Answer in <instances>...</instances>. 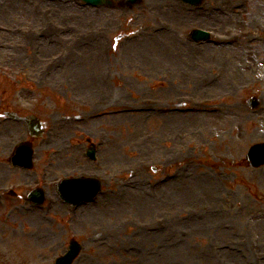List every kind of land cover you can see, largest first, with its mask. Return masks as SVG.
<instances>
[{
	"label": "rangeland",
	"instance_id": "obj_1",
	"mask_svg": "<svg viewBox=\"0 0 264 264\" xmlns=\"http://www.w3.org/2000/svg\"><path fill=\"white\" fill-rule=\"evenodd\" d=\"M197 28L209 42L189 41ZM98 103L116 117L83 116ZM8 112L36 116L43 135ZM21 137L34 166L13 173L3 159ZM85 139L103 164L82 173L102 193L72 209L52 186L78 174ZM259 142L264 0H0V181L47 193L38 209L0 198V264H53L72 238L73 264H264V166L244 159Z\"/></svg>",
	"mask_w": 264,
	"mask_h": 264
},
{
	"label": "water",
	"instance_id": "obj_2",
	"mask_svg": "<svg viewBox=\"0 0 264 264\" xmlns=\"http://www.w3.org/2000/svg\"><path fill=\"white\" fill-rule=\"evenodd\" d=\"M84 2L88 4H94V5H100V4H108L109 1L107 0H83ZM190 1L193 3H198L201 0H185ZM192 3V4H193ZM256 103H252V107H255ZM24 158V164L29 166V155L26 151L22 154ZM247 160L250 162V165L252 167H259L264 164V144H257L252 146L246 155ZM63 186L67 188L66 191H64L62 194L63 196L68 200L71 201L72 197L79 198L83 193L87 191H91V193H96L98 191L97 184H83L82 182L78 180H74L70 183H63ZM80 247L72 244L70 246L69 252L62 258H59L56 260L55 264H71L72 260L75 258V256L78 254Z\"/></svg>",
	"mask_w": 264,
	"mask_h": 264
},
{
	"label": "flooded vegetation",
	"instance_id": "obj_3",
	"mask_svg": "<svg viewBox=\"0 0 264 264\" xmlns=\"http://www.w3.org/2000/svg\"><path fill=\"white\" fill-rule=\"evenodd\" d=\"M13 116L15 117L16 121L22 122L21 120L17 119L18 118L17 114H14ZM17 125L18 124L15 123L12 127L15 129ZM18 127H19V125H18ZM18 127H17V130H18ZM77 146H78V148L76 149L75 153H76L77 157H81L83 160L82 165H78L77 167L79 169H83L82 167L87 166V161L84 158L86 151H85V149L80 148V144H78ZM12 150H13V148H11L9 150L8 155H10V153H12ZM3 162L5 164H7L8 166H11L10 165V157L9 158L5 157L3 159ZM100 163H101V158H100ZM11 168L13 169L14 167H11ZM13 173H17L16 170ZM19 188H20L19 186H14V185L6 186V184L3 181H0V198L6 199V196H7L8 198L12 199L15 202L14 205H15V207H17V205H19L24 200L23 194L19 191Z\"/></svg>",
	"mask_w": 264,
	"mask_h": 264
},
{
	"label": "bare ground",
	"instance_id": "obj_4",
	"mask_svg": "<svg viewBox=\"0 0 264 264\" xmlns=\"http://www.w3.org/2000/svg\"><path fill=\"white\" fill-rule=\"evenodd\" d=\"M154 43V42H153Z\"/></svg>",
	"mask_w": 264,
	"mask_h": 264
}]
</instances>
